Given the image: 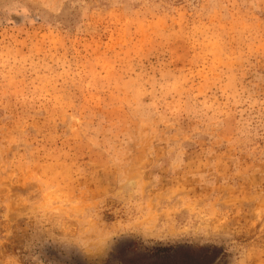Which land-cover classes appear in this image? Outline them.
<instances>
[{
	"label": "rangeland",
	"instance_id": "374dc122",
	"mask_svg": "<svg viewBox=\"0 0 264 264\" xmlns=\"http://www.w3.org/2000/svg\"><path fill=\"white\" fill-rule=\"evenodd\" d=\"M42 202H99L114 244L63 249ZM237 241L264 248V0H0V253L229 264Z\"/></svg>",
	"mask_w": 264,
	"mask_h": 264
},
{
	"label": "clouds",
	"instance_id": "9594fccd",
	"mask_svg": "<svg viewBox=\"0 0 264 264\" xmlns=\"http://www.w3.org/2000/svg\"><path fill=\"white\" fill-rule=\"evenodd\" d=\"M103 212L104 207L99 202H81L76 209L66 204L49 207L42 202L35 208L32 219L55 244L87 257L107 252L117 237ZM226 251L229 264H264V248L237 241ZM0 264H19V258L11 253H0Z\"/></svg>",
	"mask_w": 264,
	"mask_h": 264
},
{
	"label": "trees",
	"instance_id": "16d2710c",
	"mask_svg": "<svg viewBox=\"0 0 264 264\" xmlns=\"http://www.w3.org/2000/svg\"><path fill=\"white\" fill-rule=\"evenodd\" d=\"M213 247L202 248L199 256L195 260L191 259L190 255H176V250L174 248H156L153 252V258L158 261L153 264H222L223 254L214 252ZM186 256H189L190 259ZM208 258L209 260H204Z\"/></svg>",
	"mask_w": 264,
	"mask_h": 264
}]
</instances>
